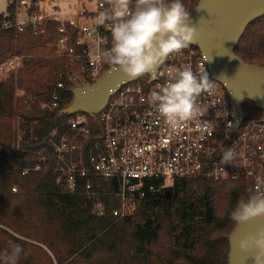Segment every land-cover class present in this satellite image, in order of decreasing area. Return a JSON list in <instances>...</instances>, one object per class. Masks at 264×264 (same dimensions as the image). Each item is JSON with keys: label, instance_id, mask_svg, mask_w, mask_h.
Wrapping results in <instances>:
<instances>
[{"label": "trees", "instance_id": "trees-1", "mask_svg": "<svg viewBox=\"0 0 264 264\" xmlns=\"http://www.w3.org/2000/svg\"><path fill=\"white\" fill-rule=\"evenodd\" d=\"M30 1V15L38 14L44 0ZM99 1L110 6V0ZM59 26L45 21L42 34L32 28L17 33L5 30L0 16V65L10 57L21 63L16 77L0 82V264H228L229 235L237 226L230 212L252 194L250 182H177L166 199L151 197L133 217L119 220L113 215L116 182L95 178L91 191L98 197L75 195L58 182L55 160L39 164L47 154L37 153L49 150L51 132L66 131L74 117L63 113L76 88L65 77L59 109H42L60 79L56 74L65 71L64 61L53 58ZM234 53L264 67V17L248 26ZM17 90L31 98L30 107L16 99ZM244 110L262 119L253 103H244ZM86 116L100 130L98 117ZM18 133L21 151L15 149ZM38 166L42 170L34 171ZM17 244L22 251L13 261Z\"/></svg>", "mask_w": 264, "mask_h": 264}, {"label": "built area", "instance_id": "built-area-1", "mask_svg": "<svg viewBox=\"0 0 264 264\" xmlns=\"http://www.w3.org/2000/svg\"><path fill=\"white\" fill-rule=\"evenodd\" d=\"M95 1L96 7L81 15L84 24L46 13L41 5L38 14L30 15V0H13L14 11L2 14L3 28L17 33L32 28L36 35L42 34L45 21L60 24L52 49L53 58L64 61L65 71L56 74L60 79L43 110L59 109L64 77L70 85L83 88L95 84L112 66L97 55L98 49L111 47L112 38L108 23L98 19L106 3ZM182 2L192 16L200 0ZM185 65L194 72L205 70L215 85L211 93L202 92L195 98L194 115L174 129L149 102V94L159 91V86L175 76V69ZM20 66L19 58L8 60L0 65V72L10 67L18 71ZM146 77V83L123 85L110 96L105 109L96 115L100 130H93L88 117L77 113L66 131L59 127L51 132L49 150L43 153L47 157L43 155L39 164L57 162L58 181L66 192L95 198L99 195L91 191L93 179L116 182L118 190L112 195L119 208L113 215L119 220L133 217L151 197L166 199L162 190L182 181L245 180L252 184V194L264 192V121L244 112L240 122L235 120L228 95L199 49L190 45L170 54L157 78ZM17 99L27 107L32 103L22 90H17ZM228 148L235 153L231 163L223 161ZM100 207L99 216L103 214Z\"/></svg>", "mask_w": 264, "mask_h": 264}, {"label": "clouds", "instance_id": "clouds-1", "mask_svg": "<svg viewBox=\"0 0 264 264\" xmlns=\"http://www.w3.org/2000/svg\"><path fill=\"white\" fill-rule=\"evenodd\" d=\"M98 19L101 24L108 23L112 38L110 48L97 50L98 57L119 68L130 80L144 74L157 78L170 54L198 42L197 28L182 0H110ZM214 85L205 70L194 72L185 65L176 68L175 76L159 86V91L149 94V102L175 129L194 115L195 98L202 92L211 93ZM234 158V150L228 148L223 161L231 163ZM260 217H264V192L238 201L230 212V220L236 224ZM239 250L251 254L254 264H264V229L241 239ZM21 251L19 244L14 245L10 259H18Z\"/></svg>", "mask_w": 264, "mask_h": 264}, {"label": "water", "instance_id": "water-1", "mask_svg": "<svg viewBox=\"0 0 264 264\" xmlns=\"http://www.w3.org/2000/svg\"><path fill=\"white\" fill-rule=\"evenodd\" d=\"M262 17L264 0H200L192 13L198 42L191 45L203 54L215 79L226 91L237 122L244 117L246 102L253 103L262 112L264 121V67L247 64L234 53L248 26ZM146 76L152 78L144 74L130 80L119 68L111 66L95 84L76 87L73 102L63 113L95 117L120 87ZM172 191V187H167L162 193L167 198ZM261 229H264V217L237 224L229 235L228 264H254L251 254L240 252L239 241Z\"/></svg>", "mask_w": 264, "mask_h": 264}, {"label": "rangeland", "instance_id": "rangeland-1", "mask_svg": "<svg viewBox=\"0 0 264 264\" xmlns=\"http://www.w3.org/2000/svg\"><path fill=\"white\" fill-rule=\"evenodd\" d=\"M12 1L13 0H0V16L7 11V8L11 4ZM95 3H96V1H95ZM95 7H96V4H90V3H88V0H44V2L41 4V8L44 9L46 11V13L52 14L55 9H59L60 13L58 15L61 17V19H64L67 21L70 19H75L76 21H78L79 23H82V24H84V20L82 19L81 15L85 14V12H87V11L93 10ZM54 14H57V13H54ZM71 15H74V16H71ZM14 59H15V57H10L8 60H14ZM16 69L17 68H15V67L14 68L10 67V68H6L4 71L0 72V82H4V81L8 80L12 76L16 77L17 73H18V71ZM16 99H17V91H16ZM244 113L247 117L256 118V119L259 118V113L255 110H250V111L244 110ZM21 140H22L21 139V133H18L17 143L15 145L16 151H21L20 150ZM45 151H47V150H41L37 154L39 156H42L43 153H45ZM34 171H36V170H34ZM36 172H38V171H36ZM60 184H62V183H60ZM101 207H100V209H101Z\"/></svg>", "mask_w": 264, "mask_h": 264}, {"label": "crops", "instance_id": "crops-1", "mask_svg": "<svg viewBox=\"0 0 264 264\" xmlns=\"http://www.w3.org/2000/svg\"><path fill=\"white\" fill-rule=\"evenodd\" d=\"M88 3H90V4H95V0H88ZM53 13H57V15L60 13V10L59 9H55L54 11H53ZM71 16H74V15H71Z\"/></svg>", "mask_w": 264, "mask_h": 264}]
</instances>
